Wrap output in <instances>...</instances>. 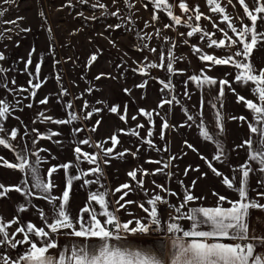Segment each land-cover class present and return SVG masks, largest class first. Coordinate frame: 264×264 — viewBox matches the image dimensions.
I'll list each match as a JSON object with an SVG mask.
<instances>
[{"label":"rangeland","instance_id":"obj_1","mask_svg":"<svg viewBox=\"0 0 264 264\" xmlns=\"http://www.w3.org/2000/svg\"><path fill=\"white\" fill-rule=\"evenodd\" d=\"M217 2L225 8V13L212 12V6L207 0H185L190 8V11L185 13L179 7L180 0H168L173 14L181 17L182 21H187V24L175 25L167 11L163 8L156 9L151 0H0V12H3L0 16V53L5 57L0 60V69L4 70L0 71V99H6L16 109L2 122L5 132L0 135L8 136L13 128L18 129L16 140L11 141L14 149L0 146V157L15 163L17 152L27 149L31 160L34 159L31 152L46 149L40 152V156L46 161L40 165L43 178L47 177V170L50 167L72 162L75 167L68 169L67 173L60 168L52 176L55 187L51 195L60 197L65 190L68 176L79 175L81 170L95 167L87 162H78L75 147L79 145L85 152L99 153L102 174H99L98 182H95L97 175L86 177L94 181L90 185H84V178L72 182L68 209L71 216L76 217L82 209V204L88 202L91 192L105 191L104 181L109 175L114 179L117 172L114 171L115 168L120 169L121 164L150 161L145 157L153 154H146L151 147L144 142L145 139L155 138L156 145L152 149L159 153L162 151L160 143L166 138L167 144L170 145V157H176L171 160L169 169L170 191L177 193L174 198L183 200L185 188H188L194 196L201 197L199 200L202 203L217 204L218 197L213 193L223 195L232 201L238 200L236 191L227 188L222 183V177L214 175L201 158L203 156L211 161L216 151L214 144L200 135L201 119L214 134V139H219L224 147V162L213 161L214 167L234 180L237 187L241 178L239 167L249 160L250 154L247 146H237L252 138L254 141L252 150L259 148L257 136L251 134L248 127L249 122L255 123L254 115L244 102H237V94L244 96L246 100L256 102L258 97L253 92L255 85L251 82L248 84L235 82L239 70L234 66H210V62L201 61L198 54L193 51L195 45L203 53L224 58L231 51L240 48V45L232 49L209 47L208 39L202 38L203 32L206 31L214 34L213 39H223V33L219 29L236 38L227 27V22L222 20L224 14L230 17L237 29L242 25L251 26V21L245 16L238 0H231V3L229 0ZM245 2L250 9L255 7L254 0ZM100 4L105 7H99ZM197 6L199 12L203 14L199 21L195 20L196 12L191 10ZM114 12L117 15H111ZM154 15L158 19L154 20ZM214 23L217 27H213ZM117 24L120 25L119 28L115 27ZM165 25L170 27L166 28ZM189 25L199 26L203 31L188 36L187 33L191 31ZM257 30L264 32V22L258 21ZM139 37L144 39L141 40ZM153 48L156 49L155 52L150 50ZM169 52L175 58L172 72L166 67ZM162 53L164 61H161ZM93 54L97 59L89 66L88 62ZM29 59L31 64L27 63ZM38 63L41 67L37 76ZM149 63L157 65L163 63L165 67L149 68L146 73L138 71L141 66ZM251 63L257 74L260 69H264V44L254 49ZM201 70L204 75L218 81L227 79L231 88L235 89L233 93L227 86L225 87L222 108L221 102L217 100L219 84L198 88L195 82L189 81L192 75H202ZM97 76L101 78L96 79ZM13 80L15 84L12 83ZM29 80H32L33 84L42 85L36 90L35 97L30 96L33 89L28 83ZM161 81L170 83L172 87L164 88ZM145 82V87H138ZM21 88L28 91H18ZM89 88L93 89L91 93L87 91ZM9 89L12 91H8ZM125 89L129 92H125ZM62 90H66L67 94L63 95ZM185 92L188 95H185ZM45 97H48V103L40 104ZM173 97L175 100L171 105L164 104L160 107L161 101ZM17 100L20 101L18 105ZM85 101L89 104L87 109H84ZM69 102L72 108L67 107ZM213 103L220 109L223 117V133L217 134L215 110L211 107ZM29 104L32 107H28ZM113 105L119 106V114L109 111ZM125 105L127 122L119 118L124 114ZM93 107L102 111L90 119H85V113L91 111ZM140 109L152 113V123L140 114ZM39 113L52 117L53 121L67 120L69 113H75L79 119L69 124H56L43 120ZM187 115H192L194 120L187 121ZM133 116L137 118L133 120ZM240 116L246 117V121L231 119ZM164 120H167L170 126L164 130L161 139ZM97 121H100L98 126ZM138 124L144 127L137 129ZM188 124L191 126H187ZM76 128L82 130L77 133L74 131ZM93 128L96 130L92 131ZM121 129L125 131H119ZM133 129L139 132V136L131 134L130 130ZM149 129L153 131L151 137L147 135ZM49 132L58 135L52 136L51 139L40 138V134L46 136ZM113 134H116L120 141L116 148L131 146L135 149L136 155L125 154L122 158L117 157L115 148L112 156H104L100 149L92 146L103 143L104 148L112 147L109 138ZM84 139L90 140L91 143L80 144L79 142ZM185 141L193 145L195 151L188 148ZM143 151L145 154L141 153ZM105 159L109 163H103ZM251 163L254 169L258 168L257 162ZM189 166L191 168L185 176V169ZM197 167L199 171L191 170ZM259 174L258 170L251 173L249 180L252 183L257 181ZM23 178L24 174L20 171L0 166V184L5 186L21 184ZM193 181L196 182L194 186ZM29 182L31 183L30 177ZM251 186L254 188V185ZM250 197L260 198L258 194ZM58 203L59 201L53 204L45 199L25 197L11 191L6 198L0 199V217L5 221L18 219L19 223L13 224L8 229L9 233L15 232L17 227L29 222L42 227L44 224L39 211L43 210L51 222L55 216L53 209ZM21 205L25 208L22 212L18 211ZM179 205L180 203L175 204ZM223 205L230 204L225 202ZM171 211L175 213L174 208ZM22 238V234H17L16 239ZM27 248L26 244L18 245L15 249L0 246V255H8L15 259Z\"/></svg>","mask_w":264,"mask_h":264},{"label":"snow or ice","instance_id":"obj_2","mask_svg":"<svg viewBox=\"0 0 264 264\" xmlns=\"http://www.w3.org/2000/svg\"><path fill=\"white\" fill-rule=\"evenodd\" d=\"M151 3L156 9L163 8L167 11V15L171 18L175 25H181L182 23L187 24V21H182L181 17L176 16L171 11V5L168 0H151ZM207 3L211 5V11L214 13H225V8H223L217 0H207ZM231 3V0H229ZM238 3L242 6L245 16L251 21V26L242 25L241 28L237 29L236 26L231 22L230 17L227 14L222 16V20L227 22V27L235 34V39L228 35L223 29H219L223 33L224 38L220 40L213 39L214 34H209L206 31L203 32L202 38H207L209 47L216 48H227L232 49L236 45H240V48L236 51H231L224 58H217L214 55H208L203 53L201 49L193 46V51L198 54L201 61L210 62V66L215 65H232L239 71L235 76V82L248 84L253 83L255 87L253 88L254 94L258 97L257 101L246 100L244 96L237 94V102H244L247 109L251 110L254 115L255 123L249 122L248 127L251 134L257 136V143L259 148L255 151L252 150L254 141L252 138L245 140L241 145L237 147L247 146L250 150L249 160L244 164L240 165L239 171L241 173V178L239 181V186L237 187L235 181L230 179L228 176L224 175L213 165V161L218 163H223L225 152L223 144L219 139H214V134H212L209 129L205 126L204 121L201 119L199 124L200 135L206 140L211 141L216 151L213 154L212 160L209 161L206 157H201L205 160V163L209 169L217 177H222V183L229 189H233L238 194L239 199L232 201L223 195L218 193H213L218 197V202L215 207H193L190 208L187 213H183L181 210L184 209L189 202L199 200L201 197L194 196L192 192L185 188L183 202L179 206L170 205L174 208L177 215L171 216L168 220H163L161 214L158 211V204H168V201L164 199L160 194L156 193L150 198L147 203L150 207H145L144 204H140L139 207L146 213V218L144 219H134L121 221L116 213L120 209H125L126 205L134 203V201L125 200V197L129 195L132 188L128 183L122 184L117 187L113 193H121L120 197L116 200V204L119 205L116 209H110L109 201L107 199L109 193L107 191L91 192L88 197V202L80 210L79 215L72 217L68 209L70 202V189L72 182L74 180L83 179L84 185H90L94 181L87 179L86 177L90 175H97V181L99 180V174H102V169L100 167V154L99 153H88L82 150V148L77 145L74 149L76 160L78 162H87L89 164L95 165L87 170H81L79 175L68 176L65 190L60 197H53L51 195L52 189L55 187L52 176L60 168L67 170L75 167L72 162H68L59 166H52L47 170V177L43 178L40 173V165L46 161L40 156L41 151H46V149H39L31 152V156L34 159H29V154L27 149L23 152L16 153L15 163L9 162L3 157H0V166L11 168L20 171L24 174V178L21 184L5 186L0 184V199L6 198L7 194L11 191L22 194L25 197H37L45 199L53 204L59 201L58 205L54 207L53 211L55 216L51 222L48 221L47 215L43 210L39 211V216L44 224L42 227H37L35 224L29 222L26 225H20L16 228L15 232L9 233L8 229L13 224H18L17 218H13L10 221H5L3 217H0V246H8L12 249L17 248L18 245H28L27 250L19 255L17 258L13 259L8 255H0V264H168V262L155 256L154 254L142 250L130 249L127 247L117 246L111 241H120L123 239L121 233L125 234H149L152 231H164L166 230L169 234L179 233L181 235L176 236L172 241L174 251L171 253L170 264H264V253H257L255 251L257 245L264 247V236L256 237L249 235V223L248 217L250 216V211L252 209L264 211V204L259 203L255 198L249 196V178L250 174L259 171L261 175H264V69H260L257 74V70L251 63V54L254 49L264 44V32H259L258 21L264 22V0H254L255 7L250 9L249 5L245 0H238ZM101 8L105 6L103 4L98 5ZM95 7V5H94ZM147 7V5H145ZM179 7L185 13L190 11L189 6L185 3V0H180ZM196 12L195 20L199 21L201 19L202 13L199 12L198 6L195 9H191ZM3 12H0V16ZM115 16L117 13H111ZM208 18V17H205ZM153 19H158L156 15ZM191 19V18H190ZM210 19V18H209ZM8 23H15V21H8ZM147 26V25H146ZM111 27V26H110ZM119 28L120 25H115ZM165 27H170V25H165ZM191 27V31L187 33L188 36H192L194 33L202 32L203 30L199 26ZM213 27H217L214 23ZM159 34V33H157ZM141 40L144 37H139ZM146 47V45H145ZM155 52L156 49H150ZM31 55V54H30ZM168 63L166 65L169 72L173 71V60L172 53H168ZM5 59L4 54L0 53V60ZM97 56L93 54L89 59V66L95 62ZM164 54H161V61H164ZM28 64H31V59L28 60ZM41 65L38 63L36 65V74L38 76ZM154 67H165L163 63L160 65L149 63L141 66L138 71L141 73H146L147 69ZM0 71H4L0 69ZM202 75H192L189 77V81L195 82L198 88H203L205 85L215 86L219 84V92L217 95V100H219L220 108L223 107V97L225 95V87L227 86L233 93L235 89L231 88V84L227 79L217 80L213 77ZM103 75V74H101ZM97 76L96 79H100ZM15 84V81H12ZM29 85L33 89L30 92V96H36V90L42 85L41 83L33 84L32 80H29ZM164 88L172 87L170 83H165L161 81ZM187 83V82H186ZM145 84H140L138 87L143 88ZM6 87V86H5ZM8 91H12L9 89ZM18 91H28V89L21 88ZM89 93L93 91L92 88L87 89ZM129 92L128 89L124 90ZM62 94L66 95V90H62ZM185 95H188L185 92ZM173 99L161 101L160 107L164 104L171 105ZM19 100L16 101L18 105ZM48 97H45L40 101V104H47ZM99 103V102H98ZM32 107L31 104L27 105ZM68 108H72L71 102L67 104ZM89 104L87 101L84 102V109H87ZM211 107L215 110V123L217 128V134L223 133V117L221 115L220 109L217 108L215 103L211 104ZM201 108H203V101H201ZM16 110L13 105H11L6 99H0V134L5 132L3 127V121ZM102 111L100 108L93 107L91 111L85 113L84 118L90 119L94 114H98ZM109 111L114 114H119V106L113 105L109 108ZM140 114L147 117L149 123H152V113L144 109L139 110ZM187 114V110H185ZM200 115L203 113L201 111ZM39 116L43 120L49 122H54L56 124H69L73 121L79 119L75 113H69V119L67 120H55L50 116H45L43 113H39ZM119 118L122 121L127 122V105L124 107V114L120 115ZM137 117L133 116L132 119L135 120ZM233 120L246 121V117H232ZM194 117L192 115H187V121H193ZM186 121V123H187ZM100 121H97V126ZM170 125L167 120H164L161 127V139H163L164 130ZM185 126V125H181ZM187 126H191L188 124ZM144 125L138 124L137 129L143 128ZM82 129L76 128L75 132H80ZM96 129L93 128L92 131ZM33 131H36L33 129ZM124 132L125 130H119ZM132 135L139 136V132L135 129L130 130ZM58 135L55 132H49L46 136L40 134L41 139H51L52 136ZM148 137L153 135L152 129L148 131ZM18 136V129L13 128L8 136L0 135V146L7 149H14V145L11 141L16 140ZM112 147L104 148L103 143H98L92 145L100 149L104 156H112L116 146L120 143L118 136L113 134L110 138ZM107 141H105L106 143ZM151 147H155L151 139H145L144 141ZM35 144L36 141L34 140ZM83 145H89L91 142L88 139L81 140L79 142ZM188 148L195 151L193 145L188 144L185 141ZM127 149L124 152L115 153L117 157H123L127 153ZM133 156L136 153H132ZM176 159V157H170L169 163H165L162 168H157L154 172L149 173L147 170H143L142 175L147 176L149 174L155 175L164 171V169L169 167L171 160ZM149 163L160 164L161 161H148ZM251 162H257L258 168L254 169ZM103 163L107 164L109 161L105 159ZM189 168L185 169V176H187ZM199 171V167L196 169H191ZM139 170H132L128 173V176L136 182V186L143 189L144 181L143 179L137 180V172ZM171 175V173H169ZM206 175V174H204ZM29 177L31 183L29 182ZM155 183V182H153ZM183 184V181L180 182ZM193 181V186L195 185ZM258 183L264 186V180H258ZM161 191L168 193L169 195L176 196L177 193L171 192L169 189L165 188L163 185H156ZM258 196L264 198V193H258ZM124 201V203H121ZM227 202L230 207H223V203ZM93 203L99 206V210L93 207ZM23 205L18 207V211H24ZM180 220H188L191 222V227L185 230L183 226L178 222ZM206 225L208 230H201V226ZM47 229V230H46ZM70 230V231H65ZM17 234H22V239H16ZM59 234H66L74 236L77 238H82L83 240H91L96 238L99 241L98 247H87L82 245H76L72 247L69 251L70 254L64 253L58 256H53L50 250L56 249L58 247L56 239L54 237ZM187 238V239H185ZM222 238H229L233 241H242L236 243H226L223 242ZM252 241H255L253 243Z\"/></svg>","mask_w":264,"mask_h":264},{"label":"crops","instance_id":"obj_3","mask_svg":"<svg viewBox=\"0 0 264 264\" xmlns=\"http://www.w3.org/2000/svg\"><path fill=\"white\" fill-rule=\"evenodd\" d=\"M151 140L153 141V144L155 146V138H152ZM167 142L168 141H166V138H164L160 143L162 151H159V153H155L152 149L155 147L151 146V148L146 151V154H153L150 157H145L146 159H149L150 161H161L160 164L149 162L121 164L120 169H114V171H117L114 175V179L111 178L110 175L108 179H105L103 186L107 189H105V191L109 193L107 199L109 201L110 209H116L119 207V205L116 204V200L120 197V195H122V192L115 193L114 195L111 193H113L114 190L122 184L128 183L131 185L132 190L129 195L125 197V200L134 201V203L126 205L125 209H120L116 213L121 221L146 218V213L139 207V205L144 204L145 207H150L147 201L156 193L160 194L162 197H164L165 200L168 201V204H158V211L161 214L162 219L168 220L171 216L177 215L175 211V213L173 214V212L171 211L173 208L169 205H178V203L183 202V200L174 198L172 195H169L168 193L163 192L156 187V185H163L165 188L170 190V164L169 167L164 169V171L161 173L155 175L149 174L147 176L142 175L143 170H147L149 173H152L155 169L162 168L163 165L167 163V158L170 159V145L169 143L167 144ZM126 149L128 150L126 155H131L135 151L133 147H129L128 145L116 148L117 153L119 151L124 152ZM141 153L145 154V151ZM134 169L139 170L137 172V180L143 179L144 181L143 189L137 187L136 182L128 176V173ZM258 180H264V175L259 174L257 181H253V183L249 180V196L254 194L257 195L258 193H264V186L259 184ZM251 185H254V188H252ZM257 200L259 201V203L264 204V198L260 197ZM121 203H124V201H121ZM85 204L86 203L82 204V208L85 206ZM216 205L217 204L202 203L201 200H195L189 202V204L182 211L183 213H187V211L193 207H215ZM92 206L96 207L99 210V206L95 203H93ZM223 207L227 208L230 207V205H223ZM178 222L183 226L185 230H188L191 227V222L188 220H180ZM248 223L250 236H264V211L252 209L250 211V216L248 217ZM201 230H208V228L206 225H204L201 226ZM121 235L123 239H121L120 241H111V243H115L117 246L121 247L150 252L170 264L171 253L174 251L172 241L176 236H179L181 234H169L166 230H164L160 231L157 235L150 237H140L125 233H121ZM54 239H56L58 247L56 249L50 250L53 256H58L59 254L64 253L70 254L69 250L76 245L87 246L90 248L98 247L99 245V241L96 238H92L91 240H83L82 238H77L66 234H59L56 235ZM222 240L226 243H243L242 241H233L229 238H222ZM252 242L255 243V241ZM255 251L257 253H264V247H260L259 245H257Z\"/></svg>","mask_w":264,"mask_h":264},{"label":"built area","instance_id":"obj_4","mask_svg":"<svg viewBox=\"0 0 264 264\" xmlns=\"http://www.w3.org/2000/svg\"><path fill=\"white\" fill-rule=\"evenodd\" d=\"M160 231H152L149 234H136V236H140V237H150V236H154L157 235Z\"/></svg>","mask_w":264,"mask_h":264}]
</instances>
